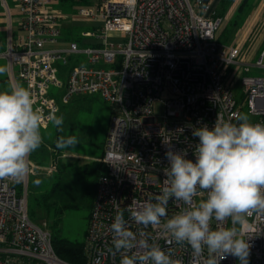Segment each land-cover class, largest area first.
<instances>
[{"label": "built area", "instance_id": "built-area-1", "mask_svg": "<svg viewBox=\"0 0 264 264\" xmlns=\"http://www.w3.org/2000/svg\"><path fill=\"white\" fill-rule=\"evenodd\" d=\"M93 2L79 6L76 13L98 23L81 35L100 46L80 47L76 41L55 46L63 15L41 0H18L22 35L0 53L12 85L21 82L28 88L34 107L45 117L57 114L59 103L76 95L98 94L111 107L100 158L105 170L96 182L84 241L85 264H120L121 253L114 254L110 232L118 211H123L131 231H144L149 243L171 248L179 264H206V250L196 255L163 231V222L183 210V202L169 201L160 227L137 225L126 209L133 201L154 202L161 194L169 146L186 149L187 158L195 160L199 141L192 135L193 127L211 128L217 118L235 122L244 106L250 122L264 123V48L250 62L246 59L252 52L242 54L243 43L220 42L223 18L204 0ZM72 55L85 56L88 65H72L64 85L60 68ZM99 63L114 66H95ZM230 67L232 74L237 68L261 71L241 75V102L228 79ZM50 87L63 91L51 94ZM48 125L45 119L43 127ZM34 167L29 157L21 178L0 179V264H72L55 252L50 229L29 217L27 183ZM203 199L206 193L199 191L194 202ZM224 226L231 227V220ZM212 227H217L215 220ZM235 227L250 245V264H264V214L253 213ZM220 264H237V258L228 255Z\"/></svg>", "mask_w": 264, "mask_h": 264}, {"label": "clouds", "instance_id": "clouds-1", "mask_svg": "<svg viewBox=\"0 0 264 264\" xmlns=\"http://www.w3.org/2000/svg\"><path fill=\"white\" fill-rule=\"evenodd\" d=\"M6 71L0 67V74ZM34 104L30 90L22 84L0 91V179H19L27 173L29 156L43 142L45 119L63 132L62 115L45 117ZM192 135L199 141L195 160L187 158L186 149L169 146L161 194L154 202L133 201L126 211L137 225L160 227L168 216L169 201L183 202V210L163 222L165 233L178 244L186 243L196 255L206 250V264H220L228 255L248 264L250 245L235 225H243L253 213L264 214V123H252L241 114L235 122L217 118L211 128L207 124L193 127ZM77 144L74 135H61L56 141L60 149ZM199 191L206 193V199L197 203L194 197ZM229 219L232 226H224ZM110 232L114 254L121 253L120 264H179L171 248L149 243L144 231H131L123 211L117 212Z\"/></svg>", "mask_w": 264, "mask_h": 264}, {"label": "rangeland", "instance_id": "rangeland-1", "mask_svg": "<svg viewBox=\"0 0 264 264\" xmlns=\"http://www.w3.org/2000/svg\"><path fill=\"white\" fill-rule=\"evenodd\" d=\"M251 1L252 0H248V2ZM76 12L77 9L73 7L72 24L66 27H60L61 34L59 39L61 36L65 35L70 40L76 41L80 47L100 46L101 44L93 38H87L81 35L83 31H93L97 28L98 23L88 21L89 19L78 17ZM220 30L221 29H219V31ZM233 34L234 28L227 26L224 33L222 32V36H219V41L222 43H230L232 41ZM111 39L115 38L113 37ZM250 42L253 41H248L242 46L241 52L246 56L252 52L251 56H249L246 61L253 62L258 56L259 50L264 48V44L253 51V45H251ZM78 64L88 65L85 56L72 55L67 65L61 66L64 70L63 72H59V77L64 85L67 78V71L70 70L72 65ZM95 66L107 69L114 65L99 63ZM232 69L233 68L230 67L228 79L235 93V97L238 102H241V75H258L261 74V71L257 68H251V70L246 73L243 72L242 69L240 70L237 68V70H235L232 74ZM62 91L63 88L50 87L51 94H61ZM241 114L247 115L248 118L250 117L245 106L242 108ZM56 115H62L64 118V130L62 135H74L78 140V144L75 148L61 149L62 152L69 154L72 153V156L75 157L78 154L77 157L79 158V161L84 162L86 158L85 155H98L101 150L104 149V142L111 117V107L109 103L104 101L98 94L76 95L73 96L68 103L64 104L60 102L59 111ZM44 129V138L41 146L29 156L31 162L35 165L33 172L29 175L27 183V210L29 217L37 224L48 227L54 235L60 238H67L72 241H84L89 228V214L93 202L89 195H79L76 191L77 186L73 183L72 202L77 206L72 209L65 210L59 219H56L52 212L48 214L37 199L39 195L48 190L52 183H54L57 179L56 173L46 176L43 169L49 161L45 152L48 148L54 150L52 148V143L57 134V130L52 128L50 124L44 127ZM36 181H39V183ZM237 264H240L238 259ZM248 264H250L249 259Z\"/></svg>", "mask_w": 264, "mask_h": 264}, {"label": "crops", "instance_id": "crops-1", "mask_svg": "<svg viewBox=\"0 0 264 264\" xmlns=\"http://www.w3.org/2000/svg\"><path fill=\"white\" fill-rule=\"evenodd\" d=\"M210 3L215 14L223 18L221 30L218 33L222 36V32L226 30V27L230 26L234 28V34L230 43L234 44L243 43L248 41L253 45V51L264 44V0H252L246 5H241L242 0H204ZM41 2L52 9L57 10L63 15L61 20V26H68L72 24V8L76 9L81 5H95L93 0H41ZM19 9L18 0H0V53L5 51L9 45V42L15 41L21 37L22 33L19 30L18 25ZM61 34V33H60ZM69 42H72L67 36H61L57 47H65ZM249 43V44H250ZM251 47V46H250ZM0 67H6V60L0 57ZM22 84L21 82H18ZM23 85V84H22ZM12 82L9 78L8 69L6 72L0 74V91L9 89ZM53 150L48 148L45 152L47 159L49 160L44 167V174L51 175L57 173L60 167H71L73 165H84L93 161H100L103 150L98 155L90 154L85 155V161H79V158L72 156V153H64L60 149L56 156H54ZM33 164V163H32ZM55 165V170L50 171V167ZM35 166V165H34Z\"/></svg>", "mask_w": 264, "mask_h": 264}, {"label": "trees", "instance_id": "trees-1", "mask_svg": "<svg viewBox=\"0 0 264 264\" xmlns=\"http://www.w3.org/2000/svg\"><path fill=\"white\" fill-rule=\"evenodd\" d=\"M86 1L88 0H85V2ZM247 3L248 0H242L241 5L243 6ZM63 70V68H60L61 72H63ZM56 132L57 134L52 143V148L54 149L52 152L54 156H56L55 153L57 154L60 150V148L56 146V141L58 137L62 135V132ZM104 170L105 168L101 161H93L81 166L73 165L71 167H60L56 173V181L52 183L48 190L42 192L37 199L48 214L52 212L55 218L59 219L65 210L77 206L72 202L73 183L77 186L76 191L79 195H89L93 200L97 179ZM84 241H72L67 238H60L52 233V244L55 252L62 259L72 264L86 263L83 249Z\"/></svg>", "mask_w": 264, "mask_h": 264}]
</instances>
